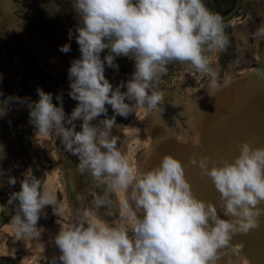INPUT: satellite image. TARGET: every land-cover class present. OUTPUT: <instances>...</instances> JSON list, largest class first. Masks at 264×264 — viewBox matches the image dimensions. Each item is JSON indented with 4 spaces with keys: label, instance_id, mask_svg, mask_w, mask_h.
<instances>
[{
    "label": "clouds",
    "instance_id": "obj_1",
    "mask_svg": "<svg viewBox=\"0 0 264 264\" xmlns=\"http://www.w3.org/2000/svg\"><path fill=\"white\" fill-rule=\"evenodd\" d=\"M73 11L77 25L68 37L75 39L80 57L68 68L67 94L77 105L68 114L62 94L55 96L56 104L52 93L37 88L35 101L0 99V117L9 105L26 103L36 135L55 133L64 150L78 157V173H90L105 193L123 198L115 225L91 219L84 211L80 219L62 226L54 236L59 255L48 264H221L226 255L241 254L244 244H233V238L258 229L264 216V145L242 141L239 155L220 163L200 155L185 165L164 154L155 167L141 170L117 147L112 134L117 116L127 118L133 109L159 111L163 93L157 82L169 64L179 62L204 74L210 78L209 88L219 89L207 53L228 44L223 17L210 11L204 0H73ZM255 35L264 38V26ZM105 49L108 54L102 59ZM59 50L68 53L71 44ZM121 56L133 60L134 71L114 86L105 76L106 66L118 71L116 58ZM77 121L82 122L79 131ZM0 152L4 159L3 144ZM188 166L211 179L219 193L216 203L196 196L186 178ZM7 182L15 186L18 181L10 176ZM19 184L8 199L14 210L12 232L17 240L39 237L44 210L51 206L58 214L63 206L57 205L44 179L25 172ZM94 196L96 207L108 203L105 196ZM218 209L228 218L222 219Z\"/></svg>",
    "mask_w": 264,
    "mask_h": 264
},
{
    "label": "rangeland",
    "instance_id": "obj_2",
    "mask_svg": "<svg viewBox=\"0 0 264 264\" xmlns=\"http://www.w3.org/2000/svg\"><path fill=\"white\" fill-rule=\"evenodd\" d=\"M58 2L55 3L70 19L69 28L75 32L77 19L71 11L73 0ZM63 7H67L71 17ZM231 19L227 22L230 28L227 46L223 50L207 53L212 61L211 67L217 72L220 84L218 90L209 88L208 76L172 63L167 66V71L161 74L157 82V90L163 93L159 111L148 113L142 109H133V113L127 118L116 117L118 125L112 134L118 138L117 147L141 170L155 167L164 154L175 156L185 165L191 156L198 158L200 155L212 156L220 163L222 160L231 162L239 155L237 146L242 141H249L254 147L264 145L263 130V133H255L264 127V115L259 113V107H264V38L255 35L257 28L264 26V0H241L238 11ZM233 20L241 24L237 31L232 24ZM38 43L44 44L46 40ZM50 48L58 52L60 61L71 56L60 53L54 47ZM71 51L72 56L80 57L79 47L74 49L72 46ZM116 63L119 65L118 71L107 66L105 71L106 78L114 86L121 81L126 82L134 71V62L128 57H117ZM9 67L13 71L20 68L24 78L17 87L0 84V92L4 96H17L32 101L38 99L36 86L44 91L53 89L68 73L66 68V71L53 77L33 60L23 62L20 66ZM225 80L228 82L225 83ZM122 91H126V88ZM0 99L4 98L0 96ZM63 102L68 114L78 103L68 94L63 97ZM13 104L9 105L7 114L0 117V144L4 145L6 154L3 159V153L0 152V211L8 203L9 193L16 191L20 186L19 179L23 178L24 173L35 174V166L21 145V129L28 109L26 103ZM107 107L110 118L113 113L111 107ZM101 119H104L103 115L93 123H98ZM76 123V130L79 131L82 122ZM252 128L255 134L247 135ZM194 131H198L197 143L189 139V134L193 135ZM182 133L188 136L185 141L179 139ZM31 142L45 167L44 181L53 189L57 205L63 207L58 214L53 213L51 206L44 210L46 218L42 216L38 222L41 235L35 238L24 237L17 240L10 226L11 216L9 222L0 228V264H48L51 257L59 255L54 236L62 226L80 219L84 211L91 213V219L109 225H115L119 220L122 195L105 193V187L93 182L90 173H78V157L64 150L55 133L41 137L35 134L33 126ZM10 176L17 178L15 186L8 185ZM186 178L198 198L213 203L218 201L219 193L211 179L202 176L198 168L186 167ZM94 194L105 196L108 203L96 207ZM261 207H264V204ZM218 214L222 219L228 218L219 209ZM260 220L258 229L233 238V244H244L241 254L226 255L221 264H264V216Z\"/></svg>",
    "mask_w": 264,
    "mask_h": 264
},
{
    "label": "crops",
    "instance_id": "obj_3",
    "mask_svg": "<svg viewBox=\"0 0 264 264\" xmlns=\"http://www.w3.org/2000/svg\"><path fill=\"white\" fill-rule=\"evenodd\" d=\"M19 1L20 2H16V1L12 2L11 0H0V36L3 37L4 39L8 40V42L12 45V47L14 46L13 52L7 51V50L2 48L1 39H0V56L3 55L5 57V63L2 65V67L3 68H9V65L14 66V67L20 66L23 64V62L28 63L29 61L33 60V61H36L46 72H48L40 64V62L37 60V57L34 56L32 52L27 51L30 55V58L18 57V56L22 55V52L27 50L28 48L25 47V45L22 43L20 37H18V35H16L14 28L15 27L20 28L32 40L35 39L37 42L38 41L41 42V40L47 41V39H49L55 35H58V34L68 36L69 30H70V28H69L70 19L65 15V12L63 11V9L57 3L52 2L51 0H19ZM39 6L43 9L51 10L55 14L56 18H54L52 20L47 19L41 12L37 11L39 9L38 8ZM71 11L73 12V14L75 16V13L73 11V4L71 6ZM10 12H12V14ZM75 18L78 19V17H76V16H75ZM33 30H35L37 32H35ZM39 37H41V38L39 39ZM74 41H75V39H72L71 41H69L72 43L71 47L75 44ZM32 44H33V46H35L36 50L38 51L39 47L33 41H32ZM49 47H54V46L50 45V42H47V46L45 47L46 49L43 47V48H40L38 51L45 58L48 57L49 60L47 58H46L47 60L45 59L47 62L48 61H49V63L51 62V64L56 68H61V67H64V64L66 65V64L71 63L69 58L73 57L72 51H74V50H72L70 53H67L68 55H71V56H68L67 59L62 58L60 61V59L57 55L58 52L52 51V49L51 48L49 49ZM56 49L59 50V47ZM74 49H75V47H74ZM14 52H15V54L16 53L17 54L15 55ZM60 53H63V52L60 51ZM15 56H17V58L19 59L18 63L16 61ZM53 57H54V59H53ZM20 71L22 74L23 71L21 69H20ZM23 78H24V75L22 74L21 79L19 80L18 84L14 87H17L19 85V83L23 80ZM0 84L5 85L6 87H12V86H8V85L2 83L1 80H0ZM259 111H260L259 113H262L264 115V107H259ZM262 130L264 132V127L262 129H260L259 132H255V133H260V132L263 133ZM255 133H254L253 128H252L246 134L247 135H254ZM231 145H232V143H231Z\"/></svg>",
    "mask_w": 264,
    "mask_h": 264
},
{
    "label": "bare ground",
    "instance_id": "obj_4",
    "mask_svg": "<svg viewBox=\"0 0 264 264\" xmlns=\"http://www.w3.org/2000/svg\"><path fill=\"white\" fill-rule=\"evenodd\" d=\"M39 9L37 11L41 12L47 19H54L56 18L55 14L51 11V10H47V9H43L41 8L40 6L38 7ZM12 14V12H10ZM13 16V15H12ZM232 20V19H231ZM232 24L235 28V30L237 31L239 28H240V25L239 22H237L236 20H233L232 21ZM14 31L16 32V35H18V37H20L21 41L24 43L25 47H27L28 49L23 51L22 52V55L18 56V57H24V58H30V55L28 52H32L34 56L37 57V60L40 62V64L53 76V77H56L60 72H63V71H66V68H69L70 67V64H66L64 65V67H61V68H56L54 67L51 62L49 63V61L47 62L46 60L48 59V57H44L43 55H41L38 51L40 48H45L47 46V42H50V45L54 46L55 48H60V46L66 44V43H70L72 44L71 42H69V38L66 39L64 36H61V35H55L53 36L50 40H47L46 43L44 44H40L38 43L35 39L32 40L31 38H29L25 32H23L20 28L18 27H15L14 28ZM237 33V32H236ZM243 34V33H242ZM240 34V35H242ZM12 35V34H11ZM6 36V35H5ZM15 38V37H14ZM244 38V37H242ZM0 39H1V45H2V48L7 50V51H11L13 52V47L12 45L8 42V40L4 39L3 37L0 36ZM15 41V40H14ZM32 41L39 47L38 51L36 50L35 46H33L32 44ZM244 41V39H243ZM252 42V41H251ZM34 44V45H35ZM256 45V44H255ZM74 47H79L77 43H75L73 45V48ZM18 48V47H17ZM46 49V48H45ZM28 51V52H27ZM49 51V50H48ZM58 51V50H57ZM43 53V52H42ZM70 53V52H68ZM7 54V53H6ZM15 54V52H14ZM17 54V53H16ZM15 54V55H16ZM248 54V53H247ZM6 56V55H5ZM51 56V55H50ZM76 55H74L73 57H70L69 60L72 61L73 59H76ZM0 80L2 83L8 85V86H16L19 82V80L21 79V71L20 69H15L13 71V69L11 70L10 67L9 68H3L2 65L5 63V57L2 55L0 57ZM16 58V61L17 63L19 62V59L17 58V56H15ZM57 58V57H56ZM55 58V59H56ZM60 58V57H59ZM62 58V57H61ZM68 58V57H67ZM66 58V59H67ZM22 59V58H21ZM46 59V60H45ZM51 59V58H50ZM54 59V57H53ZM65 59V60H66ZM49 60V59H48ZM57 60V59H56ZM21 61V60H20ZM21 63V62H20ZM56 64V63H55ZM59 66V65H58ZM60 67V66H59ZM243 76V75H242ZM231 78V77H229ZM166 97V95H165ZM168 97V96H167ZM16 104V103H15ZM13 104V105H15ZM70 104V103H69ZM68 106V105H67ZM13 107V106H12ZM67 108V107H66ZM15 109V107H14ZM15 114V113H14ZM70 114V113H69ZM152 126V125H151ZM166 128V127H165ZM12 129V128H11ZM167 129V128H166ZM10 131V130H9ZM8 131V132H9ZM168 132V130H167ZM147 135H149V133H147ZM189 139H192L195 143H197V140L199 138V135H198V131H194L193 135L192 134H189ZM188 138V136H186L185 134H180L179 135V139L182 140V141H185L186 139ZM38 139V138H37ZM36 139V140H37ZM178 139V137H177ZM38 141V140H37ZM191 141V140H190ZM36 143V142H35ZM37 145V144H36ZM34 146V145H33ZM12 162V161H11ZM95 214V213H94ZM98 215V214H97ZM102 219V218H101ZM9 222V221H8ZM240 259L244 258V257H239ZM247 260V259H246ZM244 262H247V261H244ZM242 264V263H241ZM245 264H248V263H245Z\"/></svg>",
    "mask_w": 264,
    "mask_h": 264
},
{
    "label": "water",
    "instance_id": "obj_5",
    "mask_svg": "<svg viewBox=\"0 0 264 264\" xmlns=\"http://www.w3.org/2000/svg\"><path fill=\"white\" fill-rule=\"evenodd\" d=\"M241 0H204V3L206 7L215 13L220 14L223 17V21H228L231 19L235 13L238 11L240 7ZM108 54V50L105 49L101 53V58ZM178 66H184L177 63H173ZM38 88V86H36ZM69 88V80H68V73L64 77V79L60 82L58 86H56L53 89L47 90L45 92H50L53 94V103H57L55 96L62 94L63 97L67 95ZM3 98L7 96H1ZM39 98V97H38ZM38 100V99H37ZM33 125L30 122V117L27 114L23 125L21 129V145L22 148L26 154V156L29 158L31 163L35 166V174L33 176H36L40 179H45V167L42 163V160L35 150L32 142H31V130ZM20 186L16 189L18 191ZM14 214L13 207L11 205H8V203L5 205V207L0 211V228L9 220V218Z\"/></svg>",
    "mask_w": 264,
    "mask_h": 264
},
{
    "label": "trees",
    "instance_id": "obj_6",
    "mask_svg": "<svg viewBox=\"0 0 264 264\" xmlns=\"http://www.w3.org/2000/svg\"><path fill=\"white\" fill-rule=\"evenodd\" d=\"M53 1L59 3L58 1H60V0H53ZM63 8L65 9L67 15H68L69 17H71V14H70V12L68 11L67 7H63ZM227 22H228V21H224V26H225V29H224V30H225V35L229 38V37H230V28H229V26L227 25ZM228 42H229V41H228Z\"/></svg>",
    "mask_w": 264,
    "mask_h": 264
}]
</instances>
